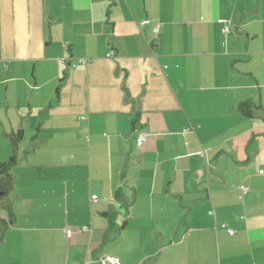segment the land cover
I'll use <instances>...</instances> for the list:
<instances>
[{
  "label": "crops",
  "instance_id": "0c3cea01",
  "mask_svg": "<svg viewBox=\"0 0 264 264\" xmlns=\"http://www.w3.org/2000/svg\"><path fill=\"white\" fill-rule=\"evenodd\" d=\"M19 132L0 264H264V0H0Z\"/></svg>",
  "mask_w": 264,
  "mask_h": 264
},
{
  "label": "trees",
  "instance_id": "16d2710c",
  "mask_svg": "<svg viewBox=\"0 0 264 264\" xmlns=\"http://www.w3.org/2000/svg\"><path fill=\"white\" fill-rule=\"evenodd\" d=\"M239 111L245 116V117H252L253 116V104L249 101H243L238 106ZM22 136V132L17 133L14 138H12L13 141V154L11 155L10 159L6 162L0 165V190L7 192L12 188V182H13V175H12V168L17 163V155H16V146L17 141Z\"/></svg>",
  "mask_w": 264,
  "mask_h": 264
},
{
  "label": "built area",
  "instance_id": "2783aa9c",
  "mask_svg": "<svg viewBox=\"0 0 264 264\" xmlns=\"http://www.w3.org/2000/svg\"><path fill=\"white\" fill-rule=\"evenodd\" d=\"M153 32L154 34H158L159 32V26L158 25H155L154 28H153ZM115 53L113 51H110L108 54H107V57H114ZM87 61V60H86ZM85 61V62H86ZM190 128H187L186 131H189ZM146 134L144 133H141L139 136H138V139L140 142H143L145 139H146ZM245 190V188H243ZM93 198H97L96 195L93 196ZM222 226L224 228H226L231 234H233V230L228 228L226 224H222ZM66 232V235L68 238H71L72 236V233H73V230L71 228H66L65 230ZM101 264H120V258L119 257H114V256H109V257H106L105 259L102 260Z\"/></svg>",
  "mask_w": 264,
  "mask_h": 264
}]
</instances>
